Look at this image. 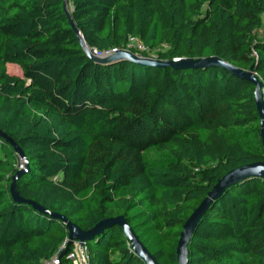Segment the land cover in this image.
Masks as SVG:
<instances>
[{
  "label": "trees",
  "instance_id": "obj_1",
  "mask_svg": "<svg viewBox=\"0 0 264 264\" xmlns=\"http://www.w3.org/2000/svg\"><path fill=\"white\" fill-rule=\"evenodd\" d=\"M64 2L0 0V264H43L69 234L27 200L82 230L122 215L159 264H178L182 225L216 180L264 161L255 85L218 65L97 62L70 18L95 55L134 37L142 57L216 56L252 68L264 98V0H66L70 18ZM84 242L90 264H144L118 224ZM187 257L264 264L263 178L210 204Z\"/></svg>",
  "mask_w": 264,
  "mask_h": 264
},
{
  "label": "water",
  "instance_id": "obj_2",
  "mask_svg": "<svg viewBox=\"0 0 264 264\" xmlns=\"http://www.w3.org/2000/svg\"><path fill=\"white\" fill-rule=\"evenodd\" d=\"M64 8L67 13V16L70 18L69 12L67 10L66 0L64 2ZM70 22L86 54L97 62H108L111 60L125 58L142 65L171 66L180 69L218 65L226 68L235 75L248 79L255 85L256 107L259 113L260 125H261L260 135H261L262 145L264 147V98H263L262 82L255 76L252 68H249L248 70H244L237 66L232 65L228 61L221 60L216 56H207L201 58L183 57V58H176L173 60H161L157 58L142 57L140 55H135L130 51H122V50L105 54L103 56H98L93 54L91 49L88 48L80 31L77 29L71 18H70ZM0 135L10 140V138L6 136L1 130H0ZM13 144H14V149L20 153V155L23 157L24 164H26V158L22 153L21 149L16 145V143ZM21 172L22 170H18L12 178L10 191L14 196H17V192L14 186L15 179ZM253 177L264 179V161H256V162H251L237 166L227 171L222 177L216 180V182L207 192L206 196L192 210V212L190 213V215L187 217V219L184 221L182 225V229L179 233V238L176 247L178 264H188L187 254H188L189 240L192 236V233L196 229L199 221L201 220V218L207 211L208 207L210 206V204L215 199L220 197L231 185H234L241 180L247 178H253ZM27 202L32 204L36 208H39L45 214H48L52 217L58 218L59 220L63 221L69 230V236L71 238H77L80 240L90 239L93 238L95 235L101 233L107 226L111 224H118L123 228L124 234L131 244V250L144 262V264H159L156 261V259L150 254V252L144 247V245L139 240L138 236L135 234L133 229L128 225L126 219L122 215L105 218L99 221L89 230H82L75 223L70 221L66 216L56 212L48 211L34 201L27 200Z\"/></svg>",
  "mask_w": 264,
  "mask_h": 264
},
{
  "label": "built area",
  "instance_id": "obj_3",
  "mask_svg": "<svg viewBox=\"0 0 264 264\" xmlns=\"http://www.w3.org/2000/svg\"><path fill=\"white\" fill-rule=\"evenodd\" d=\"M137 46L138 48L143 49L144 47L137 42V39L131 37L128 44L129 47ZM127 48L125 49H117L113 48L107 52H101L97 55L103 56L105 54L117 52L119 50L129 51ZM18 152L17 150H15ZM19 156L18 167H23V157L20 153H17ZM19 158V159H18ZM43 264H90V255L88 251V246L84 242V240H80L77 238H71L69 234L65 237L63 242L60 244L58 250L47 260L43 262Z\"/></svg>",
  "mask_w": 264,
  "mask_h": 264
},
{
  "label": "rangeland",
  "instance_id": "obj_4",
  "mask_svg": "<svg viewBox=\"0 0 264 264\" xmlns=\"http://www.w3.org/2000/svg\"><path fill=\"white\" fill-rule=\"evenodd\" d=\"M256 34H257V37H262L264 35V18H263V24H262L261 28H259V30L256 32ZM134 54L135 55H138L137 52H135ZM151 56L153 58H155L154 53ZM7 71L9 73H12V74H19V75H21V70H20V68H19V66L17 64L8 63L7 64ZM15 153H16V155L18 157L19 155L17 153H19V152H16L15 151Z\"/></svg>",
  "mask_w": 264,
  "mask_h": 264
}]
</instances>
